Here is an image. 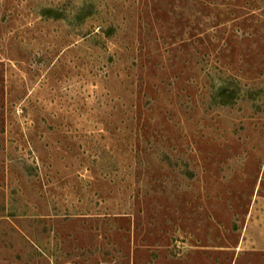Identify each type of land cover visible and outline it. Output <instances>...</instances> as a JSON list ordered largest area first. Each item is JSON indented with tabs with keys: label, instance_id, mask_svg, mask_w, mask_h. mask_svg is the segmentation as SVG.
Instances as JSON below:
<instances>
[{
	"label": "rangeland",
	"instance_id": "obj_1",
	"mask_svg": "<svg viewBox=\"0 0 264 264\" xmlns=\"http://www.w3.org/2000/svg\"><path fill=\"white\" fill-rule=\"evenodd\" d=\"M0 264H264V0H0Z\"/></svg>",
	"mask_w": 264,
	"mask_h": 264
}]
</instances>
